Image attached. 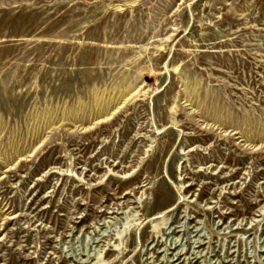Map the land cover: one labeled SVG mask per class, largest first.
I'll use <instances>...</instances> for the list:
<instances>
[{
	"label": "rangeland",
	"instance_id": "obj_1",
	"mask_svg": "<svg viewBox=\"0 0 264 264\" xmlns=\"http://www.w3.org/2000/svg\"><path fill=\"white\" fill-rule=\"evenodd\" d=\"M0 264H264V0H0Z\"/></svg>",
	"mask_w": 264,
	"mask_h": 264
},
{
	"label": "bare ground",
	"instance_id": "obj_2",
	"mask_svg": "<svg viewBox=\"0 0 264 264\" xmlns=\"http://www.w3.org/2000/svg\"><path fill=\"white\" fill-rule=\"evenodd\" d=\"M175 71H177V68H175ZM55 174H59L57 172H54ZM60 175V174H59ZM68 176V175H67ZM73 176V175H72ZM74 177V176H73ZM80 179V177H78ZM118 248V247H117Z\"/></svg>",
	"mask_w": 264,
	"mask_h": 264
}]
</instances>
